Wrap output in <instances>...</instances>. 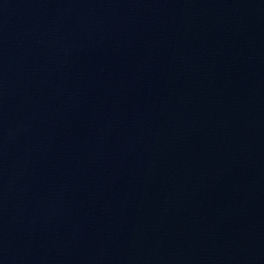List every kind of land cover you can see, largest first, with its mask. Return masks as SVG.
I'll list each match as a JSON object with an SVG mask.
<instances>
[{
    "label": "water",
    "instance_id": "obj_1",
    "mask_svg": "<svg viewBox=\"0 0 264 264\" xmlns=\"http://www.w3.org/2000/svg\"><path fill=\"white\" fill-rule=\"evenodd\" d=\"M0 264H264V0H0Z\"/></svg>",
    "mask_w": 264,
    "mask_h": 264
}]
</instances>
